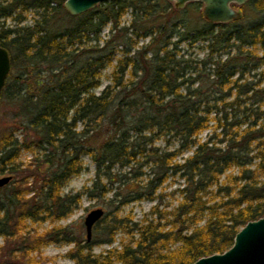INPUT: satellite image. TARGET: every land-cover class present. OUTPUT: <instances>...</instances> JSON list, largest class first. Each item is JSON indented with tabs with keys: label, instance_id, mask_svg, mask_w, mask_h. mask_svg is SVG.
<instances>
[{
	"label": "trees",
	"instance_id": "1",
	"mask_svg": "<svg viewBox=\"0 0 264 264\" xmlns=\"http://www.w3.org/2000/svg\"><path fill=\"white\" fill-rule=\"evenodd\" d=\"M198 6L111 0L71 16L62 0H0V19L15 22L0 23L10 58L0 100L17 108L26 134L21 143L0 138V175L18 174L20 150L32 147L46 167L35 197L24 201L15 188L0 199V237L10 243L0 264H24L17 252L41 243L18 235L23 221L64 220L83 197L113 210L89 242L68 227L46 233L73 245L71 264H193L264 217V0H248L229 23L206 21ZM27 10L39 19L20 26ZM83 155L94 165L90 185L62 194ZM141 201L153 203L146 218L119 217ZM101 245L109 248L93 253Z\"/></svg>",
	"mask_w": 264,
	"mask_h": 264
},
{
	"label": "rangeland",
	"instance_id": "2",
	"mask_svg": "<svg viewBox=\"0 0 264 264\" xmlns=\"http://www.w3.org/2000/svg\"><path fill=\"white\" fill-rule=\"evenodd\" d=\"M64 3V0H62ZM168 1V0H167ZM169 2V1H168ZM171 6H173V3L169 2ZM233 8L235 10H239L241 12V15L244 14V10L240 9L237 5H233ZM197 9L201 12L202 6H198ZM19 10L16 11L18 13ZM193 9L192 7L189 10V13L192 14ZM38 14L40 12L38 10H27L22 12V16L25 18V20L20 24V26H32L33 21L39 19ZM129 20V16L125 15L122 19V22L124 25ZM0 23H4V27H14L15 22L12 21L11 17L8 18H2L0 19ZM109 36V25L106 26L101 34L100 37L102 39H106ZM146 43V40L140 41V45ZM124 49L122 45L117 47L118 54L117 56H121V51ZM189 52H193V50H189ZM196 52V50H194ZM193 52V53H194ZM194 56V55H193ZM111 72L112 67H106L104 71H102L101 74V86L97 90H95L96 94H99L106 85L110 84L111 82ZM125 79H128L125 77ZM1 99V98H0ZM0 138L4 136H11L12 138L16 139L19 143L23 141L25 138V131L23 129H16L15 124L18 120V110L13 105L12 102H1L0 100ZM80 127V126H79ZM29 136V135H28ZM205 134L203 135V137ZM31 138L28 137V140ZM160 144V143H159ZM33 151L29 150H20L19 157L17 160V165L20 168V172L16 175L4 173L1 176H11L12 180L11 182L4 186L6 187L3 191H0V199L2 200L5 195H9L13 189L18 188V192L21 193V199L28 200L37 195V189L40 186V179L42 177V173L45 170L44 164L41 162L38 163V165H35L34 160L37 158L38 160H41V154L39 151L36 150V148L32 147ZM81 162L83 163L84 170L78 174L77 176H73L69 179V181L64 185V187L61 190L62 194H75L77 192H81L84 187L89 186L91 183V180L94 177V165L91 163L88 156L83 155L81 157ZM42 173H40V172ZM37 175L39 177V180H35L34 176ZM1 188V189H3ZM164 188L166 189L165 192L169 193L171 189H173L172 186L164 185ZM112 194L108 195L110 198ZM170 202V200H166V202ZM153 206V203L147 202V201H141V202H135L128 206H126L121 212H119L120 216H126L129 215L130 218H132L133 221H139L142 218H146L151 210V207ZM96 208H102L104 212L112 213L113 208L111 207H105L103 203L101 202H94L89 201L86 197H83L77 210H75L72 215L64 220L60 221H54V220H47L46 222H40V223H32L30 221L22 222L24 224L23 228H21L20 232H18V235L22 237H26L27 234L38 237L41 241V243L38 246H34L31 243V247L29 248V253L25 254L22 252H17L16 258H19V256L23 255V263L24 264H71V260L69 259V254L71 249L73 248L72 244L64 245V244H56L54 242H51L47 240L48 236L46 233H49L52 228L56 227H68L74 237L79 238L80 240L85 239V228H84V218L86 215L96 209ZM104 213V214H105ZM95 236L94 234L92 237ZM120 239V234L116 235V240L113 246H116L118 241ZM36 242V241H35ZM33 242V243H35ZM7 247H10V243H6L4 238L0 237V252L6 253L5 249ZM109 247L107 245H101L96 246L93 249V253L100 254ZM31 261V263H28Z\"/></svg>",
	"mask_w": 264,
	"mask_h": 264
},
{
	"label": "water",
	"instance_id": "3",
	"mask_svg": "<svg viewBox=\"0 0 264 264\" xmlns=\"http://www.w3.org/2000/svg\"><path fill=\"white\" fill-rule=\"evenodd\" d=\"M111 0H64L63 8L71 16H78ZM175 9H183L186 4H202V16L210 23H229L238 20L240 11L232 5L243 6L248 0H168ZM10 72L8 52L0 47V97ZM1 105V103H0ZM11 176L0 177V189L8 185ZM104 210L96 208L84 218L85 239L91 241L94 226L103 218ZM193 264H264V217L247 222L236 233L233 245L221 254L199 258Z\"/></svg>",
	"mask_w": 264,
	"mask_h": 264
}]
</instances>
